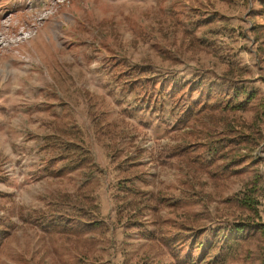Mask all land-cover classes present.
Instances as JSON below:
<instances>
[{"label":"rangeland","instance_id":"rangeland-1","mask_svg":"<svg viewBox=\"0 0 264 264\" xmlns=\"http://www.w3.org/2000/svg\"><path fill=\"white\" fill-rule=\"evenodd\" d=\"M262 108L264 0H0V264H264Z\"/></svg>","mask_w":264,"mask_h":264},{"label":"trees","instance_id":"trees-1","mask_svg":"<svg viewBox=\"0 0 264 264\" xmlns=\"http://www.w3.org/2000/svg\"><path fill=\"white\" fill-rule=\"evenodd\" d=\"M137 87L140 89H143V94H145L144 96L146 97L147 102L151 99V97H153L151 93L154 91L151 89V86L147 85V87L143 88L142 86L137 85ZM214 89L215 90H212V89L210 90H212L215 93L214 96L216 97L217 102L225 100L224 107L217 108L218 113H220L226 107H229L231 111L233 110L235 112H239V111L241 112L242 110H245L247 108L249 101L252 99L253 96H255L254 90H248L247 87L244 85L236 86L235 88H233L234 89L233 93L229 92L228 90L222 92V90H218L216 88ZM154 95L156 94L154 93ZM171 99L172 97L166 98L165 102L164 101L160 102L159 107L164 106L163 110L164 109L170 110L172 113L181 110L180 115L182 118H179V117L177 118L179 122L178 125H185L188 119H191V122L194 125V127L198 126L199 127L198 131L202 132L201 131L202 126H201L200 119L204 117V112L199 113L200 112L199 105L198 106L197 105L188 106L182 109L178 107V104L180 103L178 100L168 102ZM194 104H198L197 101H194ZM260 111H261V114L260 113L258 114L257 112L256 115L264 114V108H262ZM192 116L194 117L191 118ZM220 130L221 131L219 132H222L220 133V135L228 134L229 139L236 138L237 142L241 140V142H243V145H246L245 147L246 149L249 148L250 145H253L254 135L256 134L262 135L260 131H257V132L254 131L253 129H251L249 125L244 127V129L238 128L237 125L236 126L231 125V127L229 126L227 128H221ZM199 134L200 136L202 135L201 133ZM218 141L219 139L217 135H211V140L207 147V150H209L210 152H212L213 150L216 151L217 150L216 143H218ZM230 141H233V140L230 139ZM67 145L68 144H66L63 148L66 149V151L71 152V150L68 149ZM222 145H225V142H223ZM78 150L79 152H74L75 154L68 158L67 161L69 162V164L78 165L84 161L86 156L82 153L83 150L81 148H78ZM260 188H261V179H260V176L257 174L255 176V180H253L251 185L247 187L245 191H243L242 196L239 198L242 205H244L249 210V212L252 213L253 215L257 214L255 196L260 190Z\"/></svg>","mask_w":264,"mask_h":264}]
</instances>
